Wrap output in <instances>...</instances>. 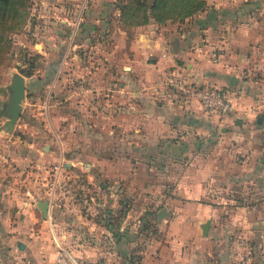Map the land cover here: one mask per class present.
<instances>
[{"label": "crops", "instance_id": "1", "mask_svg": "<svg viewBox=\"0 0 264 264\" xmlns=\"http://www.w3.org/2000/svg\"><path fill=\"white\" fill-rule=\"evenodd\" d=\"M202 1L183 19L137 25L117 61L120 74L131 63L132 84L113 88L102 68L99 82L91 72L84 93L91 111L99 103L100 115H71L67 137L61 116L51 120L59 144L44 155L55 166L80 168L91 190L89 211L42 221L50 223L49 234L67 235L72 264H239L238 234L250 237L254 262L264 264V126L252 128L264 112V0ZM180 68L197 84L222 88L234 109L220 116L197 101L142 94L141 70L158 75ZM115 94L120 100L112 104ZM115 106L116 113L109 110ZM66 220L74 226L67 229ZM27 231L18 242L20 264H49V246L33 228Z\"/></svg>", "mask_w": 264, "mask_h": 264}, {"label": "rangeland", "instance_id": "2", "mask_svg": "<svg viewBox=\"0 0 264 264\" xmlns=\"http://www.w3.org/2000/svg\"><path fill=\"white\" fill-rule=\"evenodd\" d=\"M125 1L26 0L23 25L10 33L12 55L0 66V264H20L25 259L19 256L23 248H19L18 242L30 235L27 228H33L35 238L41 235L54 256L55 238L67 246V235L63 233L58 238L49 234L51 225L49 222L42 225L43 219L52 220L60 212L73 215L75 209L84 213L89 211L86 203L91 190L84 185L88 180L86 173L80 168L65 169L62 165L58 183L54 186L56 167L51 158L44 154L49 150V145L53 147L59 144L53 134L51 120L54 116H61L63 137H67L71 115L101 114L99 103H95L93 110H90L84 93L90 86L91 72L96 71V82L104 78L101 73H105L113 88L122 83L132 84L134 75L131 73V63L123 64L124 69L120 74L117 61L128 50V41L138 31L141 16L134 13L122 16L120 6ZM109 4V11H101V6L105 8ZM115 6L119 7L118 12H115ZM101 20L106 23H101ZM176 26L177 23L173 29ZM103 53L110 55L105 58ZM48 64H54L53 74L49 78ZM104 68L107 70L104 71ZM26 71H30L31 75L24 74ZM141 71L139 82L142 94L149 93L156 100H172L178 104L194 101L180 99L169 83V78L174 77L170 76L171 70H164L158 75H150L147 69ZM183 72L184 69L180 68L177 74H185ZM15 74L24 75L26 84L32 78H47V81L37 91L28 92L26 89L25 97L21 100V112L9 126L6 122L9 115L4 106L11 101L10 82ZM95 97L100 103L105 100L100 92ZM75 98L80 100L78 107L75 106ZM109 99L112 104L120 100L117 94ZM116 109L115 106L109 110L116 113ZM252 123L254 129L264 126V122ZM227 142L226 146L231 145L229 140ZM72 178L78 179V186L70 185ZM45 199L50 201L46 217L37 206L39 200ZM139 205H143V200ZM95 206L94 211L98 212L101 205ZM124 206H127V202ZM66 222L67 229L75 224ZM149 223L152 224L147 221L146 227H149ZM10 246L14 251H9Z\"/></svg>", "mask_w": 264, "mask_h": 264}, {"label": "trees", "instance_id": "3", "mask_svg": "<svg viewBox=\"0 0 264 264\" xmlns=\"http://www.w3.org/2000/svg\"><path fill=\"white\" fill-rule=\"evenodd\" d=\"M202 5V0H126L121 4L120 10L122 16L129 13L141 16L139 24H142L150 19L160 22L167 19H183L196 12ZM25 6L26 0H0V66L12 55L10 54L12 43L10 33L23 25L26 18ZM53 68L54 64L48 66L47 78L53 74ZM24 74L31 75L30 71ZM47 78L30 79L26 84V89L28 92L37 91L47 81ZM7 106L6 103L4 108L8 113ZM260 116H262L261 123H263L264 112Z\"/></svg>", "mask_w": 264, "mask_h": 264}, {"label": "built area", "instance_id": "4", "mask_svg": "<svg viewBox=\"0 0 264 264\" xmlns=\"http://www.w3.org/2000/svg\"><path fill=\"white\" fill-rule=\"evenodd\" d=\"M177 73L172 72L170 76L174 77L168 78L170 85L176 90L181 100L188 101L192 99L197 101L200 104V108L205 112L215 113L220 116L227 115L234 109L233 101L219 87L203 86L189 80L186 74ZM55 167L54 186L58 183L62 163ZM124 229L125 227L121 226L119 231ZM237 243L240 248L239 264H256L253 259V246L250 237L247 234H241L237 238ZM55 245L56 251L49 264H72L74 259L62 240L55 238Z\"/></svg>", "mask_w": 264, "mask_h": 264}, {"label": "water", "instance_id": "5", "mask_svg": "<svg viewBox=\"0 0 264 264\" xmlns=\"http://www.w3.org/2000/svg\"><path fill=\"white\" fill-rule=\"evenodd\" d=\"M10 97L11 101L7 103L9 118L6 122L9 126L15 121L21 112V100L26 94V79L22 74H15L10 82ZM262 116H259L258 121L261 122ZM237 123H240V118L236 119ZM37 206L41 209L42 215L47 216L49 208V200H39ZM209 226V220L202 225L203 233L207 234ZM22 246V243H21Z\"/></svg>", "mask_w": 264, "mask_h": 264}]
</instances>
